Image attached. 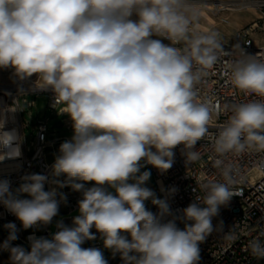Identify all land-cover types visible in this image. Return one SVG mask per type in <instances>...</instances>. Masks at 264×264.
<instances>
[{
  "label": "clouds",
  "instance_id": "clouds-1",
  "mask_svg": "<svg viewBox=\"0 0 264 264\" xmlns=\"http://www.w3.org/2000/svg\"><path fill=\"white\" fill-rule=\"evenodd\" d=\"M200 17L192 0H0V69H13L21 82L35 76L34 88L54 95L53 107L73 130L59 146L52 179L25 174L16 189L2 179L0 204L27 230L59 214L67 198L57 189L82 194L72 226L58 221L50 239L29 236L30 250L12 245L19 229L6 223L0 250L10 264H108L100 249L82 247L97 238L93 228L122 264H199L200 244L223 230L213 218L240 195L229 155L264 152V53L242 49L226 62L233 88L255 99L223 109L202 101L198 85L230 52L218 31L199 28ZM22 95L0 109V162L22 155L24 136L6 127L8 114L24 111ZM224 113L227 120L210 132ZM205 139L220 179L202 182V196L173 210L177 189L161 186L158 196L146 186L151 172L141 169H171L178 146L188 168L202 160L196 145ZM242 234L229 230L224 239L231 246ZM246 251L264 259V239L249 240Z\"/></svg>",
  "mask_w": 264,
  "mask_h": 264
},
{
  "label": "built area",
  "instance_id": "built-area-1",
  "mask_svg": "<svg viewBox=\"0 0 264 264\" xmlns=\"http://www.w3.org/2000/svg\"><path fill=\"white\" fill-rule=\"evenodd\" d=\"M201 10L211 14L214 17L221 14L236 11V10H251L256 16V20L248 27L236 31L230 40L224 44L226 51L230 52L229 56L222 58L221 62L217 64L208 77H206L200 85L199 96L202 101H210L219 109H223L225 105H232L247 102L255 97H246L233 88L228 79L227 61L235 60L241 55V50L248 54L255 55L258 52L264 53V0H192ZM226 18H220V23L227 24ZM167 43V41H165ZM10 71L13 69L9 68ZM36 77L33 76L26 81H13L12 84H0V109H4L13 103V100L20 95L22 90L26 95H22L20 102L25 103L27 98L44 97L46 100V109L52 113L59 114V106L53 107L54 95L48 91H40L34 88V81ZM11 93V95H6ZM37 105L31 102L27 105L28 109L36 108ZM24 111H18L9 115V122L6 125L7 129L16 128L18 132L24 136V131L27 125L23 123L21 115ZM66 115V114H64ZM230 113L221 114L218 118L213 117L210 132L215 133L219 126H221L228 118ZM49 119L45 118L44 122H36L33 126L35 136L33 137V150L27 147L26 139L21 146L22 155L18 159H8L0 162V180L8 179L11 181L12 189L18 187L21 183V177L25 174H44L52 179V164L55 156L51 161H48L46 150L59 149L62 142L68 140L65 137H56L52 141H47V123ZM62 128H70L69 122L61 120ZM57 129H54L56 131ZM181 147L178 146L175 151V161L173 167L164 173H161L155 167L148 165L151 174L154 176L156 183L159 185V193L163 197L160 188L165 189L175 187L177 189L174 196L170 198V206L173 210L183 209L187 207L197 196H202L200 184L209 179H220L219 172L212 166V157L214 152L212 150L211 141L208 139L199 141L196 145L202 153V160L190 167L186 168L184 163V156L181 154ZM226 162L233 163L239 170L237 176V184L235 187L239 189L240 195L232 198L229 206L222 207L218 217L213 218V225L215 226L219 221H223V230L213 232L204 243L200 244L201 260L199 264H264V259L256 260L250 256L246 251L248 241L261 237L264 239V152H250L243 156L229 155ZM61 181L66 179L65 176L59 178ZM252 179V181H251ZM94 182H87L86 186H93ZM55 187L52 184H46L45 190ZM66 195V203H61L59 214L53 218V221L63 215L71 214L78 209V201L82 198L80 192L73 191L70 187L57 189ZM74 192V194H71ZM59 198V197H58ZM146 206L153 212L157 209L153 205L146 204ZM68 220L67 226H72V219H64L63 223ZM13 222L19 229L17 235L18 239L12 242L13 246L21 245L25 249L30 250L29 236L51 238L50 225L42 226L43 233L37 234L39 226L30 228L33 233L22 235L23 227L19 224V220L12 215L8 210L0 204V227L4 228L6 223ZM178 226L183 228V224ZM55 227L54 233L57 231ZM232 230L240 235V239L229 246V242L224 239V234ZM92 231V230H91ZM53 233V234H54ZM98 238L99 233H94ZM96 238V239H97ZM6 238L0 235V244ZM95 239V240H96ZM93 240V241H95ZM91 242V241H90ZM84 248L94 247L98 248V244L90 245ZM9 253L0 250V264H10ZM119 257L111 255L107 259L108 264H114Z\"/></svg>",
  "mask_w": 264,
  "mask_h": 264
},
{
  "label": "rangeland",
  "instance_id": "rangeland-1",
  "mask_svg": "<svg viewBox=\"0 0 264 264\" xmlns=\"http://www.w3.org/2000/svg\"><path fill=\"white\" fill-rule=\"evenodd\" d=\"M201 17L199 20V28L201 30L203 29H212L215 31H218L222 37V43H226L230 40L232 35L239 30H242L246 27H248L252 22L256 20V16L251 10H236L228 13L221 14L220 16L214 17L211 14L201 10ZM226 18L227 24L220 23V18ZM13 71H10L9 69H0V84H12L14 81V77L12 75ZM33 102V104H36V108L28 109L27 105ZM46 100L44 97H40L37 99L34 98H27L25 100V103L22 104L24 107V112L21 117L23 120V123L27 125V129L24 131V136L26 139L27 147L30 150H33L32 141L33 137L35 136V132L32 130L33 126L36 124V122H44L45 118H48L49 121L47 123V133H46V139L47 141H52L56 137H65L68 140L73 135V130L71 127V121L67 115L58 116L56 113H52L49 109H46L45 106ZM65 121L69 122L70 128L63 127L60 129H57L54 131L52 128L53 125L58 121ZM47 159L48 161H51L54 156L58 155L57 148L54 149V152L52 149L46 150ZM143 163V162H141ZM150 171L148 168V165H145L141 169V171ZM252 181V179H251ZM146 186L155 190L157 195L161 197L159 193V185L156 183L154 176L151 174L150 179L146 182ZM19 187V186H18ZM16 187V188H18ZM14 188V189H16ZM21 198H29L27 194H23ZM146 203H150V201H147ZM69 221L66 220L64 224H68ZM19 224L21 225L20 221ZM51 225V224H50ZM93 233H97L95 228L92 229ZM33 233L30 229L22 231L23 237H25L27 234ZM43 233V227L42 225L39 226V229L37 231L38 235H41ZM0 235L4 238H7L8 232L5 228L0 227ZM90 241H86L82 247H86L89 244ZM112 253L110 250L104 253L105 259H109L111 257Z\"/></svg>",
  "mask_w": 264,
  "mask_h": 264
},
{
  "label": "water",
  "instance_id": "water-1",
  "mask_svg": "<svg viewBox=\"0 0 264 264\" xmlns=\"http://www.w3.org/2000/svg\"><path fill=\"white\" fill-rule=\"evenodd\" d=\"M52 128H53V129H60V128H62V123H61V121L56 122V123L53 125ZM110 191H113V192H114V190H112V189H110ZM77 215H79V210H78V209H77L76 211L72 212L71 214L63 215V216H59V217H57V218L51 223V225H50V232H51L50 236L53 235V233H54V231H55L56 224H57L58 221H62V220H64V219H73V217H75V216H77ZM49 239H50V238H49ZM96 243L98 244V249H100V250L103 252V254L109 250V249H106V248L104 247L103 239L101 238L100 234L98 235V238H97L95 241H91V242H90V245H94V244H96Z\"/></svg>",
  "mask_w": 264,
  "mask_h": 264
},
{
  "label": "trees",
  "instance_id": "trees-1",
  "mask_svg": "<svg viewBox=\"0 0 264 264\" xmlns=\"http://www.w3.org/2000/svg\"><path fill=\"white\" fill-rule=\"evenodd\" d=\"M114 264H122V261L120 259V256L116 259V261L114 262Z\"/></svg>",
  "mask_w": 264,
  "mask_h": 264
},
{
  "label": "crops",
  "instance_id": "crops-1",
  "mask_svg": "<svg viewBox=\"0 0 264 264\" xmlns=\"http://www.w3.org/2000/svg\"><path fill=\"white\" fill-rule=\"evenodd\" d=\"M71 194H74V192H71ZM146 204L152 205V204H150V203H146Z\"/></svg>",
  "mask_w": 264,
  "mask_h": 264
}]
</instances>
